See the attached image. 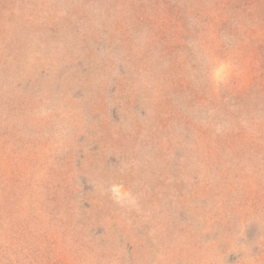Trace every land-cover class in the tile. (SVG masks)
I'll return each instance as SVG.
<instances>
[{
  "label": "rangeland",
  "instance_id": "374dc122",
  "mask_svg": "<svg viewBox=\"0 0 264 264\" xmlns=\"http://www.w3.org/2000/svg\"><path fill=\"white\" fill-rule=\"evenodd\" d=\"M259 157L264 0H0V264H264Z\"/></svg>",
  "mask_w": 264,
  "mask_h": 264
},
{
  "label": "trees",
  "instance_id": "16d2710c",
  "mask_svg": "<svg viewBox=\"0 0 264 264\" xmlns=\"http://www.w3.org/2000/svg\"><path fill=\"white\" fill-rule=\"evenodd\" d=\"M259 158H260V157H259ZM248 161H251V162L248 163V165H247V167H246V171L254 170V169H255L254 164H256L257 162H254V161H252L251 159H248ZM260 162H262V163L260 164V166H259V164H258V166H257V170L262 166V164H263V162H264V159L260 158V161H258V163H260ZM253 163H254V164H253Z\"/></svg>",
  "mask_w": 264,
  "mask_h": 264
}]
</instances>
